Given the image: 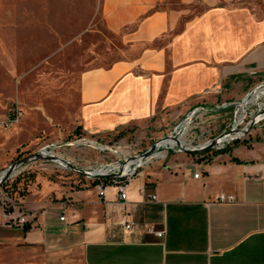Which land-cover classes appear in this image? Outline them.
Instances as JSON below:
<instances>
[{
	"label": "crops",
	"instance_id": "1",
	"mask_svg": "<svg viewBox=\"0 0 264 264\" xmlns=\"http://www.w3.org/2000/svg\"><path fill=\"white\" fill-rule=\"evenodd\" d=\"M102 11L132 51L81 72L87 138L157 139L194 106L239 100L264 80V0H102ZM24 171L6 187L5 214L30 228L9 222L0 239L47 263L264 264V125L222 149L167 152L130 178L125 201L109 177Z\"/></svg>",
	"mask_w": 264,
	"mask_h": 264
},
{
	"label": "rangeland",
	"instance_id": "2",
	"mask_svg": "<svg viewBox=\"0 0 264 264\" xmlns=\"http://www.w3.org/2000/svg\"><path fill=\"white\" fill-rule=\"evenodd\" d=\"M131 51L106 27L102 0H0V171L48 141L61 140L56 153L85 170L117 159L100 145L132 154L153 143L156 139L126 134L92 144L78 127L81 72L109 66ZM232 118V107L217 112L207 125L209 136L228 127ZM70 140L75 143L64 144ZM27 171L25 176L76 173L43 161L30 163ZM12 178L2 187L9 196ZM2 200L0 193V230L9 219L4 213L12 210L11 202ZM3 242L0 264H50L43 253Z\"/></svg>",
	"mask_w": 264,
	"mask_h": 264
},
{
	"label": "built area",
	"instance_id": "3",
	"mask_svg": "<svg viewBox=\"0 0 264 264\" xmlns=\"http://www.w3.org/2000/svg\"><path fill=\"white\" fill-rule=\"evenodd\" d=\"M263 87H264V80L254 84L250 88V90L239 100L228 101V102L225 101L215 105L199 104L194 106L178 122H176L164 135L156 139L159 140L158 146L147 156L141 157V154L145 150H147L150 145L143 152L132 153V154L129 152L119 150L118 146L116 147V149H112L108 146L100 145L99 147L100 149H108L111 152L117 154L118 157L116 160L112 162L98 166L102 168L103 171L97 174L106 175V174H115L120 172L121 175L119 177L97 176V177H87V178H106V177L112 178L113 182L116 185L118 199L125 201L127 199L126 188L130 178H132L136 174L138 169L142 168L146 164L154 160L163 158L168 151L184 152L183 149L203 147L207 145L211 141V139L224 132L225 134L219 138V141L214 147L202 150L200 152H196L194 154L201 153L207 150L222 149L227 144L231 143L234 140L243 139L249 133L252 127L264 125V92H261L260 90ZM228 107L233 108V118L231 123L229 124L228 127L224 128L217 135L213 137L209 136L210 129L207 128L208 127L207 125L213 121L212 119L214 118L217 112H219L222 109H227ZM241 111H242V117L240 119H237V116ZM252 120H254L253 125L249 129H247L248 123ZM82 137L83 139L86 140V142L88 141L89 143L96 144V141H93V138H87L85 136ZM162 141H168V142L172 141L173 145L172 146L163 145L161 143ZM73 143H75V141L70 140V141H65L64 144L72 145ZM60 144H63L61 140L48 141L42 144L37 150L43 152L46 155H55L62 157L58 155L55 151ZM158 152H162L164 154L162 156L156 155V153ZM130 159L133 160L129 162ZM38 161L52 162L58 164V162L55 161H47V160H38ZM38 161H34V163ZM29 164L30 163L17 169L11 175L10 178L16 176L17 174L25 170L26 166ZM58 165L63 167L64 169H69L65 164H58ZM95 168L90 171L94 172ZM198 175L199 172L194 173L195 177H198ZM10 178H8L4 182H7ZM1 185H0V193L2 194V199H3L2 203L4 204V202L9 201L12 204V200L9 198L10 196L7 195L6 192H4ZM96 188L99 196H103L104 195L103 184L102 183L97 184ZM149 198L152 200L156 199V195L151 194ZM217 199L219 201L232 202L234 196L220 194L218 195ZM122 204H124V202ZM4 215L6 216L5 213ZM60 220H64V216H60ZM25 221H26L25 216L19 213L17 214V216L8 219L7 223L12 222L17 226H22L25 223ZM119 223L121 224L123 231L131 230L134 227V222L132 220H129L126 217V214H123V217ZM148 230L151 231L150 229ZM163 233H164L163 231L155 232V234L158 236L163 235Z\"/></svg>",
	"mask_w": 264,
	"mask_h": 264
},
{
	"label": "water",
	"instance_id": "4",
	"mask_svg": "<svg viewBox=\"0 0 264 264\" xmlns=\"http://www.w3.org/2000/svg\"><path fill=\"white\" fill-rule=\"evenodd\" d=\"M254 120L250 121L247 125V129H249L252 125H253ZM225 133H221L220 135L214 137L213 139H211V141L200 148H192V149H183L184 152L187 153H196V152H200L202 150L208 149V148H212L214 147L217 142L219 141V138L221 136H223ZM159 144V140H155L152 144H150V146L148 147L147 150H145L142 154L141 157L143 156H147L149 155ZM38 160H47V161H55V162H61L62 164H65L70 170L79 173L85 177H97V176H110V177H119L121 174L120 172L115 173V174H96L93 171L90 170H85V169H81L77 166H75L74 164H72L70 161L59 157V156H55V155H46L43 152L37 150L34 151L32 153H29L13 162H11L10 164H8L3 170L0 171V185L6 181L8 178L11 177V175L20 167L34 162V161H38Z\"/></svg>",
	"mask_w": 264,
	"mask_h": 264
},
{
	"label": "bare ground",
	"instance_id": "5",
	"mask_svg": "<svg viewBox=\"0 0 264 264\" xmlns=\"http://www.w3.org/2000/svg\"><path fill=\"white\" fill-rule=\"evenodd\" d=\"M261 90V92H264V87L263 88H261L260 89ZM242 117V111L239 113V115L237 116V119H240ZM163 145H173V142L172 141H162L161 142ZM164 153H162V152H158V153H156V155H159V156H162ZM133 159H131L129 162H131ZM58 164H62L61 162H58ZM103 171V169L102 168H95V170H94V173H101ZM0 176H1V174H0Z\"/></svg>",
	"mask_w": 264,
	"mask_h": 264
},
{
	"label": "trees",
	"instance_id": "6",
	"mask_svg": "<svg viewBox=\"0 0 264 264\" xmlns=\"http://www.w3.org/2000/svg\"><path fill=\"white\" fill-rule=\"evenodd\" d=\"M79 127V126H78ZM235 161H238L239 163H241L239 160H237L236 158H235ZM105 179H107V177L105 178ZM6 184V182H4L2 185H1V187H3L4 185ZM8 195V194H7ZM30 228V226L28 225V224H24L23 225V229L24 230H28Z\"/></svg>",
	"mask_w": 264,
	"mask_h": 264
}]
</instances>
